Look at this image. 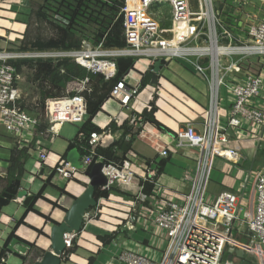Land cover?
<instances>
[{"label":"built area","instance_id":"1","mask_svg":"<svg viewBox=\"0 0 264 264\" xmlns=\"http://www.w3.org/2000/svg\"><path fill=\"white\" fill-rule=\"evenodd\" d=\"M11 1L7 3L9 7L18 8L22 4V0ZM191 1L123 0L120 9L123 49H103L101 45L93 47L88 40H83L78 51L68 53L77 65L92 74L101 75L104 80L116 75V58L133 57L135 62L132 69L116 83L100 114L92 120L101 132L88 137V153L80 155L81 170L71 167L59 157L46 175L43 166V173L40 174L39 170L37 176L46 180L52 175L50 183L54 182L55 176L69 181L91 165L103 163L102 173L107 183L101 190L109 191L119 186L125 195H130L128 211L120 229L131 232L141 230L161 238L165 245L158 261L122 248L112 258L119 264H241V260L228 251L231 248L241 249L244 256L252 257V260L245 261L246 264H253L252 261L264 264V169L244 174L243 183L235 192H223L211 198L200 189L204 187V180H208L215 160H221L235 169L245 152H257L264 143V0H193L195 5ZM252 3L257 6L253 8V14L244 13V24L235 26L238 19L234 17L233 26L224 24V12L230 9L235 15H240V8L245 10ZM167 20L171 22L170 29L162 27ZM177 26L182 27L177 30ZM211 46L222 51L213 59L207 51ZM10 57L0 54V127L19 146L27 147L37 135L40 121L21 108L19 102L24 93L20 84L24 79L8 63L14 58ZM179 58L191 63L193 71L210 85L211 104L205 113L201 132L190 123H184L176 130L172 144L159 150L157 156L163 160L168 158L169 152L196 149L201 153L200 164L198 162L197 168L188 169L183 175L184 181L192 182L187 195L178 198L165 194L164 190L158 191V194L153 187L151 195L146 196L141 182L155 184L158 165L155 159L144 165L142 176L138 177L132 172L131 154H126L119 163H106L102 157L96 156V150L118 139L119 134L109 129L111 123L119 128L126 122L134 128L133 131L140 130L142 123L139 115L142 112L136 115L132 106L150 84L141 87L142 71L157 62L167 63ZM199 60L206 64L200 66ZM150 73L154 72L150 70ZM155 74L158 76V72ZM73 86L71 90L74 91H67L64 97L45 102V132L50 135L51 144L62 124L84 122L86 105L82 93L90 90L88 80L76 81ZM223 88L228 103L224 124L215 115L218 96ZM151 96L148 98L150 101L153 100ZM113 103L120 111H127V115L123 117L120 111L108 114L106 109H110ZM150 103L147 102L144 109L149 111ZM101 114L108 120L103 127L97 122ZM77 140L81 143L84 136L78 134ZM32 151L35 150L30 149V155ZM35 152L41 163L47 160L46 149L41 147ZM249 193L254 199L253 210L250 214L245 213L242 219L241 211ZM244 198L246 202L241 206ZM23 199L16 197L13 201L21 205ZM90 211L83 216L86 223L97 216V212L94 215ZM233 232L244 237L245 242L236 243ZM76 237L73 232L63 234L66 250L74 247ZM66 253L62 260L67 258ZM230 256L231 260L228 259ZM1 263H4L3 259Z\"/></svg>","mask_w":264,"mask_h":264},{"label":"crops","instance_id":"2","mask_svg":"<svg viewBox=\"0 0 264 264\" xmlns=\"http://www.w3.org/2000/svg\"><path fill=\"white\" fill-rule=\"evenodd\" d=\"M0 3V9L4 10L0 11V52H2L6 48L14 49L12 44H16L18 41L21 40V35L25 30V16L23 12H18L19 8L9 7V5H7V3H10L9 0H0ZM243 9L244 8H240V15H235L231 12L232 16L239 20L237 25L244 24V13L251 12L249 14H253L252 12L255 11V9H250V11L248 9ZM16 28L18 30H13ZM11 33H14L16 36L14 38L13 36L10 37ZM10 45L12 46L10 47ZM202 63L203 60H199L198 64L200 66L202 65ZM144 68L147 69L145 66ZM155 68H158L156 85L149 84L148 87H145L144 91L133 102L132 112L136 115H139V113L144 110L145 104L147 102L153 103L155 107V121L168 132L164 130H158L152 124L142 123V127L140 128L139 133L132 142L131 151L128 153L129 155L131 154L133 158L132 172L135 176L138 177L142 176L141 171L144 165L152 162L159 150H161L165 146H168L169 144H172V140L176 130L179 129V127H181L184 123H190L196 131L201 132L203 129L205 113L207 112L209 104H211L210 85L207 82V85H205L203 83L205 81H203L194 71L186 70L183 66L174 61H170L167 63L157 62L152 67L149 66L148 70L146 71H154ZM145 72L142 71L143 74ZM220 95L221 94L219 93L215 115L221 123L223 115L222 112H225V108L223 107L222 109H220ZM23 96H25V94H23ZM150 96L153 97V100L151 101L148 99ZM224 97L226 98V95ZM117 111L120 110L116 103L110 105V109H106V112H108V114H114ZM120 113L123 117L127 115V111H120ZM86 117L87 116H85L84 121L86 120ZM97 119V122L101 124L102 127L108 121L102 114L99 115ZM0 134L2 136L4 135V132L2 131L1 127ZM8 145L10 146L9 142L5 143L3 141H0V146L2 148L6 149ZM10 148L11 147H9V149ZM0 152L4 153L6 151L0 148ZM255 155V151L245 152L243 155V159L239 162L238 167H236V170L232 175L233 177L230 176L232 172H225L229 168V165L226 163H222L223 161L221 162L219 160V162L224 164V167L221 169L222 174L224 172L226 173L224 174V177L221 180V184L214 186L213 183L210 182V178L213 172L212 169L208 173V180H204V187H200L201 192L212 194V196L215 197L223 192L237 191L243 183L245 172L247 173L248 171H258L264 169V164L261 165L259 168L254 167ZM48 157L49 155H47V158ZM200 157L201 153H199L198 150L196 151V149H183L182 152L176 153L169 152L167 158L168 161L170 159H174L179 165H182V169L170 167L169 171L174 173L172 174L173 176H170L167 175V173H164L166 167L165 165L162 170V173L156 178L155 184L153 185V187H155L154 192L159 194L158 191L164 190L165 194L174 195L178 198L187 195L190 191V186L192 185V182L184 181L183 175L185 171L188 170V166L192 167L191 169L194 170L198 162L200 164ZM3 158L5 159H0V174H3L6 169L5 160L7 158L5 156H3ZM49 159L52 160V157L50 156ZM184 164L187 165L185 166ZM214 165L215 161L212 164V168ZM22 181L23 178L21 179V182ZM55 183L56 182H53L51 183V185H54ZM67 183L69 184L70 182ZM20 187V190H24L21 186V183ZM57 187L59 186H56L55 188L57 189ZM113 189L117 193L109 194V196L104 200L100 199L99 203L103 205V208L98 211L99 215H97L89 223L83 221L82 231L79 233L77 240H74L73 252L69 253L67 255V258L65 260H62L61 264H119L118 261L112 259L113 256L110 253V246H114V248L117 247V249L119 248V251L122 248L127 250H133L153 261H157L156 255L163 246L161 238H158L157 236L153 237L151 234L147 233H145L146 236L142 237L140 235L135 234L141 230L131 232L120 229V223H124L123 219L128 211L129 204L127 202L130 199L125 196L124 192L121 190V187L118 186ZM64 190L66 191V189ZM69 191H73L71 193H68L74 196H77L83 192L82 188L71 189ZM28 193L30 192L28 191ZM209 196L212 197L211 195ZM245 196H247V194ZM251 196L252 195L249 193L246 205L241 211V213L243 212L240 215L242 219L245 217V213L250 214L253 210L254 199H251ZM62 199L64 200H62L61 203L58 204L64 208H68L70 205L69 200L67 201V199L65 198ZM12 204L17 207H21L14 201H11L7 205V207L11 206ZM37 204H40V202L37 201L33 206V209L34 211H36V213L29 212L27 214L23 224L25 225V227L21 226L15 232V235L17 237L19 236L21 238H24L28 243L34 244V246L36 247V251L40 255L39 257H41L43 251L49 249V244L47 243V241L49 240L44 234H38L35 230L39 229H37L34 225L29 224L27 222V219L30 215H33L35 217L34 220H37L39 223V221L42 219L40 215L37 214V212H39L41 214L49 215L51 219H56L55 221H58L57 218L53 217V213L58 209L52 212L51 208L48 207V211L47 213H45L44 211L42 212V209H44V207H36L38 206ZM242 205L243 203L241 204V206ZM7 207H4L1 212L4 211ZM58 211L59 213H62V211ZM94 211L95 210H92L91 212ZM9 221L15 222L12 217L9 219ZM43 222L45 223L44 220ZM44 223H42V225ZM47 223L46 227L49 226L50 229L51 224ZM30 227H32V229ZM155 233L158 235L157 231H155ZM107 234L112 235V241L109 245H104L102 244V242L99 241L98 237ZM84 235L88 236V238L86 239ZM232 237L236 240V243L245 242L244 237H241L240 235L234 232ZM87 241L89 243H92V249L89 245H87ZM22 248L24 247L17 246L16 250L21 251V255L26 256V264L28 262H33L39 259H37L35 254H33L32 252L29 253L27 249L24 248L23 250ZM107 248H109V251L105 252ZM3 260L4 263L1 264H6L7 259L3 258ZM90 260L91 262L89 263ZM246 260H252V257L245 256V261ZM252 263L254 264L253 261Z\"/></svg>","mask_w":264,"mask_h":264},{"label":"trees","instance_id":"3","mask_svg":"<svg viewBox=\"0 0 264 264\" xmlns=\"http://www.w3.org/2000/svg\"><path fill=\"white\" fill-rule=\"evenodd\" d=\"M24 2L25 5L27 4L26 10L20 9L18 12H23L25 16V30L21 40L13 44L14 50L19 54L75 52L80 49L83 40H88L93 47L101 45L103 49L120 50L125 47L122 27L123 18L120 14L123 0H25ZM229 7L231 8L232 6L229 4ZM232 18L230 9L223 13V20L226 26L231 27L234 25ZM235 26H238L237 23ZM114 62L116 75L111 79L104 80L101 75L88 72L69 57L56 59L25 57L8 60V63L15 67L17 73H25L24 84L27 87V91L31 93L29 98L24 96L21 99L19 102L21 108L27 113L34 114L39 121L45 122L44 125L37 127L36 134H43L47 128V123L44 119L46 100L64 97L68 91L69 84L87 79L90 90L82 93L85 100L87 117L78 129L77 135L72 140L67 141V148L65 150L68 151L75 148L81 156L87 154L86 149L88 146L86 141L88 137L92 133L98 134L101 132L97 126L92 124V120L101 112L102 106L108 100L116 83L132 69L135 58L118 57ZM186 69L190 70L187 67ZM151 75L149 71H146L142 75L140 81L142 88L150 83ZM30 100H33V102H30ZM154 112L155 107L151 103L150 110L144 109L139 115L140 122L152 124L158 130L167 131L155 121ZM109 129L112 133H118L119 137L113 144L105 148H97L96 156L102 157L106 163H119L131 151L132 142L137 136L139 129L133 131L134 128L126 122L119 128L114 123H111ZM78 134L84 136V140L81 143L77 140ZM35 145L36 138L27 147L14 144L9 149L8 157L5 160V172L0 174V213L5 206L17 197L21 189V179L25 173V163L31 156L29 150H35ZM60 158L65 159V152ZM167 161L168 159H163L157 165V177L162 173ZM51 178L52 175L44 181V186L41 190L49 185L47 183L50 182ZM141 186L143 193L146 196H150L153 190V183L142 181ZM41 190L38 194L34 195L24 215L29 212L36 213L33 206L36 200L42 198ZM57 190H59L60 194H63V189L57 188ZM112 193L117 192L113 188L109 191L96 190L95 197L98 200L106 199ZM125 196L129 197L130 195ZM53 206L56 207L54 204ZM37 214L42 216L40 213ZM45 220L49 222L50 219L45 217ZM23 221L22 217L17 222V226L24 224ZM30 228L32 229V227ZM35 231L38 234H42L41 231ZM13 238H16L14 232L8 236L6 244L0 250V264L1 259L7 253V245ZM98 239L102 244L109 245L112 241V235L99 236ZM21 242L27 245L28 252L34 250L33 253H36L35 256L39 258L40 255L36 251L34 244L22 240ZM71 252H73V249L67 251L66 255ZM25 257H20L22 263L27 261Z\"/></svg>","mask_w":264,"mask_h":264},{"label":"rangeland","instance_id":"4","mask_svg":"<svg viewBox=\"0 0 264 264\" xmlns=\"http://www.w3.org/2000/svg\"><path fill=\"white\" fill-rule=\"evenodd\" d=\"M252 4L253 5H248L249 7L247 9L249 11H250V9L252 10L255 6H257V4H254V3H252ZM26 6H27V4L25 5L24 0H22V4L20 6H18V8H19L18 10H20V9L26 10ZM0 11H4V10L0 9ZM0 24H1V22H0ZM13 30H18V29L16 28V29H13ZM11 36H13V38H14L16 35L14 33H11L10 37ZM12 45H10V47ZM68 53L69 52H45V53H34V54H32V53L19 54L18 52H16L12 48H9V49L6 48L0 54H3L6 57H10V56L13 57L14 56V58H12L13 60L20 59V58H25V57L26 58L40 57V58H51V59L69 57V58L72 59V57L69 56ZM43 54H45V55H43ZM173 61L178 63V64H180L185 69L187 67V68H189L190 70L193 71V66L188 61H186L184 59H181V58L173 60ZM186 70H188V69H186ZM24 74H22L24 81L20 84V87H21V90L23 92L25 91L24 92L25 97L29 98V95L31 93H30V91L29 92L27 91V87L24 84V82H25ZM200 82H202V81H200ZM203 83L205 85H207L206 82H203ZM71 89H74L73 84H71V85L69 84L68 85L67 90L68 91H74V90H71ZM220 94H221L220 95V98H221L220 109H222L223 107L225 108V112L224 111L222 112L223 113V115H222V124H224V120L223 119L226 116V111H227V107H228V103L226 101V98L224 97L226 95L224 88L221 89ZM30 102H33V100H30ZM29 114L34 116V114H31V113H29ZM44 124H45L44 121H40L39 125H44ZM81 125L82 124H79V123H64V124H62L60 132H59L58 136L54 139L52 144L49 142L50 135H48L46 132H44L43 134H40V135L37 134L36 136H33V138H36L35 151H38L42 147V148H44V149H46L48 151L49 157L47 158V160L44 163H41L36 158V152L35 151L31 152L30 158L25 163V173L23 175V181L21 182V186L26 192L29 191L32 194H37L42 189V187L44 186V181H45L44 179L45 178H41V177L37 176L39 169H41L43 166H45V175H46V172L48 171V169H51L56 164V162L58 161L59 157L64 154V152H65V150L67 148V141L72 140L77 135V131L81 127ZM2 131H3V129H2ZM25 137H27L29 139V136L26 135V134H25ZM0 141L1 142L3 141L5 143H8V142L10 143V146L8 145L6 147V149H4V148H2L0 146V148L2 150L6 151L4 153L0 152V159H5V158H3V156H5L6 158L8 157L9 147H12L14 144H17L16 143L17 141L14 138H12L11 136L6 135L5 133H4L3 136L0 134ZM179 152H182V151H179ZM50 156L52 157V160L49 159ZM154 159L156 161V164H159L160 161L162 160V158L158 157L157 155H155ZM254 161H255L254 162V167L255 168H259L261 165L264 164V143L262 145V148L259 151L256 152ZM221 162H219V160H215V165L212 168L213 172H212V175H211V178H210V182L213 183L214 186H217V185L221 184V180L223 179L224 174H226L225 172H229V173L232 172L230 174V176L233 177L232 175H233V173L236 170V168L234 169L232 165L228 164L229 168L222 174L221 169L224 167L223 166L224 164H222L224 162H222V163ZM165 165H166V167H165V172L164 173H167V175H170V176H173L172 174H174V173L169 171L170 167H174L176 169H182V165H179L174 159H170L169 161L166 162ZM184 165L186 166L187 164H184ZM192 166H193V163H192ZM183 168H185V167H183ZM191 168L192 167H189V166L187 167V169H191ZM141 173H143V172L141 171ZM245 174H247V173L245 172ZM77 180H79V182ZM53 181L56 182L54 185H51V183L48 182L47 184H49V185L45 186L43 191H42V194L45 197V199L41 198L38 201L42 202L47 207L52 208L54 210L56 209V207L53 206V203L55 202L56 204H58V203L60 204L61 201L64 200L62 198L67 199V201L69 200V202L71 203L72 199L70 197V194H68V192L71 193L73 191H69V190L77 189V188L78 189L82 188V190H84V188L86 186V184H85L86 181L83 179V177H82V175L80 173H78L73 180L64 181V180L59 179L57 176H55L53 178ZM67 182H70V183L68 184ZM56 186H59L57 188L61 189V190L62 189L63 190L66 189L67 192L65 190L64 191L62 190L63 194H60L59 190H57L55 188ZM249 187H250V183L248 185V189H249ZM206 194L208 196L209 195L212 196V194H209V193H206ZM27 195H29V194H27ZM211 198H213V196ZM245 202H246V198L243 199V204H245ZM19 206H21V205H19ZM5 207H7V206H5ZM102 208H103V205L99 203V204H97V207L94 208L95 211L94 212L90 211V213L91 214L94 213V215H95L96 211H97V215H99L98 211H100ZM23 213H24L23 207H17V206H15L13 204L11 206L7 207L4 211H2L0 213V250H1L2 246H3V244H4L5 239L7 238L8 234L12 231V229L17 227V229L15 230V232H16L21 226L25 227V225H23V224L17 226V222L20 219H22ZM53 216L55 218L60 219V218H62L63 214L59 213V211L56 210L53 213ZM11 217L15 220V222H10L9 221V219ZM40 217L44 221H46L44 217H42V216H40ZM42 219L39 221V227L37 228L39 230H42L44 228V225H42V223H44ZM49 231H50V229L48 228V234H49ZM15 232H14V234H15ZM135 234L136 235H140L141 237L142 236H146V234L142 233L141 231H139L138 233H135ZM78 236L79 235H77L75 240H77ZM19 238H21V237H19ZM85 238L87 239L88 237H85ZM21 239L26 241L24 238H21ZM86 243H87V245H89L91 247V249L93 248L91 246L92 243H89L88 241ZM110 247H111V251H110L111 255L112 256H116L117 252L119 251V248L118 249H117V247L114 248V246H110ZM164 248H165V245H163L161 247V250L157 253V255H156L157 261L160 259V257H161V253L160 252H162L164 250ZM22 249L24 250V248H22ZM72 249H74V247ZM72 249H70V250H72ZM108 251H109V248H107L105 250V252H108ZM131 251H133V250H131ZM31 252L33 253L34 250H31ZM133 252H135V251H133ZM33 254H36V253H33ZM19 255H21V254H15L13 252L7 253L6 264H21L22 260H21Z\"/></svg>","mask_w":264,"mask_h":264},{"label":"water","instance_id":"5","mask_svg":"<svg viewBox=\"0 0 264 264\" xmlns=\"http://www.w3.org/2000/svg\"><path fill=\"white\" fill-rule=\"evenodd\" d=\"M191 4L195 5L196 2L192 0ZM164 8L168 11L167 6H164ZM162 27L165 29H170L171 28V22L167 20L162 25ZM181 27L182 26H178L177 30H180ZM165 36H166V38H170L169 35H165ZM153 72L154 73L152 74L150 84L156 85L157 76L155 73L158 72V68H155ZM114 142H115L114 140H111V141L107 142L104 146H109V145L113 144ZM79 160H80V154L75 148L68 150V151H65V161L68 162L71 165V167H73L77 170H81L82 167H81ZM103 166L104 165L101 162L96 163V164L91 165L87 169H85L83 172H81V175L83 177H85L88 182L85 183L86 186H85L83 192L81 193V195H79V196L70 195L72 201H71L68 208H64V207L60 206L59 204H56L55 202L53 203L54 205H56V209L62 211V213H63V217H62L61 222H57V221L51 219L49 217V215H45V214L40 213L44 218L48 217L50 219L48 222L51 224L49 234H46L44 232V228H46V223H47L46 221L43 224L44 228L42 230H38V231H41L42 234H44L47 237V239L49 240V249L44 250L42 253V256L39 257V259L37 258L38 260L33 261V262H28L27 264H61L62 263V257L68 251V250H66L65 244L63 242V234L73 232V233H76L77 235H79V233L82 231V228H83V216H84V214L86 212H88L89 210L97 207L98 199L95 197V191L101 190V188L103 186H105L107 183V179L102 173ZM42 173H43V171L40 170V174H42ZM77 181L79 182V180H77ZM42 191L43 190H41V192ZM34 195H36V194H32V193L30 194L29 193V195H27V192L25 190H20L18 192L17 197H19V198L23 197L24 198L23 202L21 204V207H23L24 212H25L26 208L29 206V204L31 203V201L33 200ZM41 197L43 199H45L43 194H41ZM39 199H41V198H39ZM38 200H36L34 202V205ZM55 210L51 208L52 212ZM37 213H39V212H37ZM27 214L24 215V213H23L22 217L24 220H25ZM16 229H17V227L12 229V231L8 234V236L12 232H15ZM8 236H7V238H8ZM15 237L16 238L11 239V241L7 245V253L13 252L15 254H19L16 250L17 246H22L25 249H28L27 245L25 243L21 242V240H22L21 238L17 237L16 235H15ZM7 238L5 239L2 248L6 244ZM22 241H24V240H22ZM228 251L230 253H233L234 256L238 257V259L241 260V264H246L245 259H244L245 258L244 252L241 249H235V248L232 249L231 248ZM7 253L4 256V258L7 257ZM19 256L23 257L21 255H19ZM228 259L231 260V256ZM22 264H26V262L22 263Z\"/></svg>","mask_w":264,"mask_h":264},{"label":"bare ground","instance_id":"6","mask_svg":"<svg viewBox=\"0 0 264 264\" xmlns=\"http://www.w3.org/2000/svg\"><path fill=\"white\" fill-rule=\"evenodd\" d=\"M177 28V27H176ZM206 49H202L201 51H205ZM207 51H209L210 52V54H211V58L213 59L214 57H215V55H217V54H219V53H221L222 51L220 50V49H216V48H214L213 46H211L210 48H208L207 49ZM141 62H139V64H140ZM85 66H87V64H85ZM136 67H138V66H136ZM83 177V176H82ZM83 179L86 181L85 183H87L88 181H87V179L85 178V177H83ZM79 195H81V193L79 194ZM79 195H77V196H79ZM110 204V203H109ZM38 206H36V207H39L40 206V208H42V207H44V209H42V212L44 211L45 213H47V211H48V207L45 205V204H43V203H41L40 202V204H37ZM38 210V209H37ZM31 214V213H30ZM54 217V216H53ZM63 217V216H62ZM35 219V217L33 216L32 217V215H30L29 217H28V219H27V222L29 223V224H31V225H34L36 228H38L39 227V223H38V221L37 220H34ZM56 220V219H55ZM57 222H61V220H62V218H60V219H58L57 218ZM48 228H49V226H47L45 229H44V232L46 233V234H48ZM85 236V235H84ZM85 237H88V236H85ZM47 243L49 244V241H47Z\"/></svg>","mask_w":264,"mask_h":264},{"label":"flooded vegetation","instance_id":"7","mask_svg":"<svg viewBox=\"0 0 264 264\" xmlns=\"http://www.w3.org/2000/svg\"><path fill=\"white\" fill-rule=\"evenodd\" d=\"M15 235V234H14ZM28 250V249H27ZM30 253V252H29Z\"/></svg>","mask_w":264,"mask_h":264}]
</instances>
